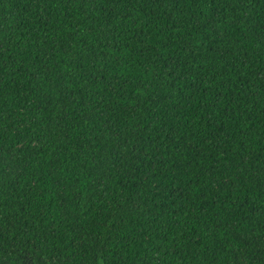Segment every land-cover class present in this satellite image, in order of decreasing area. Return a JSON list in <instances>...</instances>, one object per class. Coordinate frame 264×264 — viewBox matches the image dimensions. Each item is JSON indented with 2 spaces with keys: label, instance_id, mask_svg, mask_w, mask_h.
<instances>
[{
  "label": "trees",
  "instance_id": "1",
  "mask_svg": "<svg viewBox=\"0 0 264 264\" xmlns=\"http://www.w3.org/2000/svg\"><path fill=\"white\" fill-rule=\"evenodd\" d=\"M0 264H264V0H0Z\"/></svg>",
  "mask_w": 264,
  "mask_h": 264
}]
</instances>
